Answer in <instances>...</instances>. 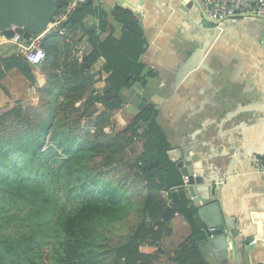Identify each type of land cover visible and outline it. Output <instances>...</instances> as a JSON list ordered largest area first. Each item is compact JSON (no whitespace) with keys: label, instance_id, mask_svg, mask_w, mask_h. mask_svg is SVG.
I'll list each match as a JSON object with an SVG mask.
<instances>
[{"label":"trees","instance_id":"trees-1","mask_svg":"<svg viewBox=\"0 0 264 264\" xmlns=\"http://www.w3.org/2000/svg\"><path fill=\"white\" fill-rule=\"evenodd\" d=\"M93 1L75 10L71 21L82 23L90 15L103 31L108 12ZM109 16L121 25L120 34L101 40L88 33L92 50L86 59H79L81 49L71 39L64 41L67 30L63 34L52 30L41 39L45 56L34 67H26L14 50L0 55V79L13 66L32 85L34 68L46 75L44 86L36 88L38 104L33 113L30 105L19 101L0 109V264L159 261L156 243L163 235L161 214L167 198L161 195L164 180L153 179L147 164L156 159L169 172V185L176 173L153 109H141L125 128L110 133L104 127L111 123V111L104 109L94 116L93 133L81 128L82 120L93 116L95 104L102 102L101 95L93 92L103 72L104 80L117 90L128 85V75L143 79L140 56L147 45L139 13L115 6ZM100 59L101 68L94 71ZM141 119L148 125L138 133ZM139 138L142 148L135 154ZM113 173L116 176L110 177ZM133 182L134 195L129 188ZM176 210L195 229L184 197ZM120 225H124L121 231ZM167 260L205 264L196 242L187 238Z\"/></svg>","mask_w":264,"mask_h":264},{"label":"crops","instance_id":"crops-1","mask_svg":"<svg viewBox=\"0 0 264 264\" xmlns=\"http://www.w3.org/2000/svg\"><path fill=\"white\" fill-rule=\"evenodd\" d=\"M135 2L140 9V25L147 45L145 54L141 55L145 69L142 73L143 79L135 80L155 84L153 101L149 100L146 107L150 106L153 109L154 104H158V109L153 111L163 129L168 146L170 149L188 146L190 154L194 150L203 158L211 153L214 159L215 155L228 150L230 155L238 160L231 174L216 179L217 190H213V196L218 202V210L215 209L217 213L220 211L219 215L225 226L221 230L216 229L213 234L230 232V229L234 228L238 231L237 238L240 240L246 236L253 237L250 242L252 248H242V244L233 238L235 242L233 252L229 245L224 249L223 238H218L215 251L208 256L206 262L264 264V187L262 176L253 167L251 159L253 156H264V18L254 15L227 16L219 27L211 29L202 25L198 8L194 5L189 7L188 0H135ZM93 3L96 4L95 0ZM107 14L106 28L102 31L99 26L101 35L94 32L101 40L111 33L118 36L121 32V25L109 16V12ZM92 22L98 21L90 15L83 20L85 25ZM50 31L52 30L43 33L40 43ZM67 33L64 38L66 42L71 39L70 32ZM58 38L62 37L58 35ZM71 41L74 42L72 39ZM202 43H205L207 59L203 61L200 58L197 64L187 68L184 61L189 51L201 46ZM74 44L82 49L79 43ZM5 47L1 46L0 50ZM102 62L100 59L94 64V71L100 70ZM182 66L184 67L181 72L179 71L175 84L168 89L172 74ZM32 73L36 79L35 85H32L16 66L6 71L0 79V109L12 101L34 106L38 104L36 88L44 86L46 75L37 67ZM94 86L95 88L102 86L101 77ZM239 93L241 98H236V94ZM226 97L235 100L224 103ZM80 102L81 100L76 105ZM237 105L238 114L226 118L225 115H229ZM95 107V114L82 120V131L86 128L93 133L94 122H97L94 116L106 109L103 102H97ZM251 108L258 110H248ZM140 111L141 109L131 105L111 111V123L104 127L105 131L110 133L112 130L125 128ZM192 119L200 120L205 128L202 132L218 140L211 141L213 152L209 150V146L199 144L200 131L193 135L186 127ZM87 123L91 124L87 126ZM142 130L140 126L138 133ZM134 146L135 154H139L142 148L140 138L136 140ZM239 154L241 156H237ZM217 174L219 173L216 172ZM172 178L176 179V176ZM173 179L170 180L172 185L175 183ZM161 195L167 198L168 203V193L162 191ZM189 200L186 201V206L194 212V205ZM178 213L167 222L170 233H163L159 242L158 246L162 250L159 252L160 261L172 256L176 247L186 238L193 240L197 245L206 239L202 230L198 227L193 229L185 215ZM192 216L194 218V215ZM211 217H214V213ZM209 220L210 217L204 219Z\"/></svg>","mask_w":264,"mask_h":264},{"label":"water","instance_id":"water-1","mask_svg":"<svg viewBox=\"0 0 264 264\" xmlns=\"http://www.w3.org/2000/svg\"><path fill=\"white\" fill-rule=\"evenodd\" d=\"M92 0L79 1L64 20L59 24L60 28L70 32V37L74 42H77L82 47L81 57L86 59L89 52L92 50L90 43L88 42V33L95 32L97 35H101L102 31L99 29L98 22H92L88 25L82 23H73L71 18L75 10L81 8L85 3H90ZM188 6H196L200 12L201 23L206 28H217L222 23L223 19H211L207 16L204 9L200 6L198 0H188ZM98 7H103L106 12H110L115 6H121L129 8L130 10L140 13L138 3L132 0H95ZM66 0H0V35H5L10 38L14 35H18L20 40L23 41L26 45H29L30 39L35 38L36 36L40 37L47 30L48 24L53 19V16L59 13L62 10V5L66 4ZM141 4V2H139ZM257 16L259 15L243 12L235 13L228 17H243V16ZM264 18V17H263ZM109 30L107 31V34ZM148 50V49H147ZM10 51V47L7 46L4 49L0 50V54L4 55ZM205 43H202L201 46L196 47L189 51V55L185 58L184 65H187L189 68L191 65H195L203 59L205 61ZM145 54V53H144ZM143 55V54H142ZM140 56V60H141ZM201 58V59H200ZM26 67H31L27 61H24ZM175 71L172 75V79L169 81L168 89H170L178 78L179 71L181 72L182 68ZM92 76H95V73H91ZM136 75H128L126 80L128 85H125L121 89H115L112 84L108 81H105L101 86V99L103 105L106 109L110 111H115L125 106L131 105L142 109L146 107L148 101H153L155 84L153 82L145 81L138 82ZM241 93L236 94V98L240 97ZM234 99L226 97L224 103L227 101H234ZM194 103L192 104V107ZM158 104H154L153 110H157ZM147 108H152L147 106ZM238 105L236 108L229 112V115L226 114L225 117L228 118L230 115L232 117L236 116ZM248 110L257 111L258 109L251 108ZM261 110V109H260ZM235 112V113H234ZM139 125L144 128L147 125L146 121H139ZM197 126H200L197 127ZM186 127L193 135L195 132H201V139L199 144H203L210 147V151L213 152V144H211L212 139L218 141L212 135H206L202 131L205 130L204 125L198 119H192V121L186 124ZM197 127V128H196ZM241 149V148H240ZM195 152V153H194ZM167 156L171 163H173L176 173V179L174 180V185H169L167 180L170 179V174L168 171H164L158 165L156 159L151 160L147 164V168L150 170V176L153 179L162 178L164 181L162 183L163 191L168 193L169 201L164 207L161 214V222L163 223L162 229L164 234L170 233V226L167 224L175 215L179 214L176 210V205L179 202L181 197H184L185 200H191L195 211L193 212L195 219V227H198L203 231L205 235V240L198 243V249L200 251L201 259L204 263L208 256L211 253H214V248H216V241L218 238H223L224 240V249L229 245L231 251L234 252L235 242L239 241L242 244V248L250 249L252 245L250 242L253 240L252 236H246L241 240L237 238L238 231L234 228H231L230 232L224 231L219 235H214L210 229H223L225 224L221 217L220 211L218 210V202L214 200L213 190H217V177H226L231 174L234 170L235 165L238 163V160L231 156L228 150H225L217 155H211V153L206 154L203 158L196 151L192 150L190 154V149L188 146H182L177 148H171L167 150ZM237 156H241L240 154ZM254 157V156H253ZM253 157L251 159H253ZM216 172L219 173L216 175ZM189 200V201H190ZM200 203V204H199ZM214 217H211L213 215ZM206 217H210L209 221H204ZM156 245H159L157 242ZM223 249V250H224ZM161 252L160 246L157 249ZM208 264V263H207Z\"/></svg>","mask_w":264,"mask_h":264},{"label":"built area","instance_id":"built-area-1","mask_svg":"<svg viewBox=\"0 0 264 264\" xmlns=\"http://www.w3.org/2000/svg\"><path fill=\"white\" fill-rule=\"evenodd\" d=\"M79 1L85 0H67L66 7L59 13L53 16V19L48 24L47 30H54L63 34L65 30L59 27V24L66 16L74 10ZM200 6L204 9L207 16L211 19H224L235 13L249 12L261 17H264V0H198ZM9 46L14 49L17 54L22 56L25 61L31 65H37L45 56V51L40 45V35L30 39L29 45H26L20 40L18 35L10 38L5 35H0V47ZM81 51L79 52V59H81ZM102 85L104 84V74L101 77ZM94 94L102 95L101 87L95 88ZM252 165L256 171L262 176L264 187V156H254ZM210 231L215 233V229Z\"/></svg>","mask_w":264,"mask_h":264},{"label":"rangeland","instance_id":"rangeland-1","mask_svg":"<svg viewBox=\"0 0 264 264\" xmlns=\"http://www.w3.org/2000/svg\"><path fill=\"white\" fill-rule=\"evenodd\" d=\"M35 108H36V106H34V105H30V109H29V112H31V113H33L34 111H35ZM8 121V123H10L11 121H12V119H9V120H7ZM116 176V173H113V174H111L110 175V177L111 176ZM118 180H120L119 178H117ZM110 181H114V180H110ZM122 182H124L125 183V181L124 180H121ZM129 185V184H128ZM129 188H130V190H131V192H132V194L134 195V182H133V184H131V185H129ZM134 197V196H133ZM131 219H132V217H131ZM130 222L128 221V222H125V224H129ZM124 224V225H125ZM124 225H120V227L117 229V230H119V231H121L122 229H123V226ZM128 226V225H127ZM156 264H170L169 263V261L166 259V260H159L158 262H156Z\"/></svg>","mask_w":264,"mask_h":264},{"label":"flooded vegetation","instance_id":"flooded-vegetation-1","mask_svg":"<svg viewBox=\"0 0 264 264\" xmlns=\"http://www.w3.org/2000/svg\"><path fill=\"white\" fill-rule=\"evenodd\" d=\"M158 179H160V178H158Z\"/></svg>","mask_w":264,"mask_h":264}]
</instances>
